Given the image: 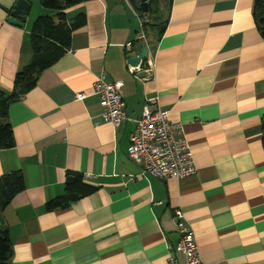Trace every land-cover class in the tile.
Here are the masks:
<instances>
[{"label":"crops","instance_id":"1","mask_svg":"<svg viewBox=\"0 0 264 264\" xmlns=\"http://www.w3.org/2000/svg\"><path fill=\"white\" fill-rule=\"evenodd\" d=\"M13 1L0 0V90L30 61L35 18L28 15L47 12L26 0L30 12L18 27L7 22ZM252 6L154 0L142 13L129 0H84L65 9L69 21L83 13L84 24L7 109L14 144L0 148V176L19 171L24 182L0 211L11 264H162L178 240V220L195 234L204 264H264V39ZM141 43L143 69L131 74L127 59ZM102 71L122 82L128 120L118 127L103 119L93 94ZM79 91L82 100L74 98ZM144 104L167 110L178 125L193 174L143 176L128 158ZM68 171L97 189L48 210L46 201L64 193Z\"/></svg>","mask_w":264,"mask_h":264},{"label":"trees","instance_id":"2","mask_svg":"<svg viewBox=\"0 0 264 264\" xmlns=\"http://www.w3.org/2000/svg\"><path fill=\"white\" fill-rule=\"evenodd\" d=\"M84 0H38L40 5L53 11L52 14L37 16L29 31L31 47L30 61L16 71L9 90H0V148L13 146L12 129L7 121L9 104L18 100L31 89L39 72L51 65L68 49L71 33L85 22L83 13L71 21L66 18L65 9ZM252 14L257 30L264 39V0H253ZM261 144L264 150V113L260 123ZM24 188L22 174L13 171L0 176V211L11 198ZM97 186L87 183L83 174L68 171L64 179V193L46 201L45 207L52 210L66 207L69 203L95 191ZM12 247L5 226L0 219V264H11Z\"/></svg>","mask_w":264,"mask_h":264},{"label":"built area","instance_id":"3","mask_svg":"<svg viewBox=\"0 0 264 264\" xmlns=\"http://www.w3.org/2000/svg\"><path fill=\"white\" fill-rule=\"evenodd\" d=\"M129 48L131 45H125ZM131 74L142 68L141 64L127 66ZM151 73L149 66L144 69ZM122 82L107 80L103 71L97 75L93 84V94L98 97L101 108L100 115L113 127H118L128 120L121 94ZM85 93L76 92L74 98L82 100ZM154 101V99H149ZM156 104V102H154ZM150 108L144 104L139 117L134 119L135 127L129 137L128 158L140 168V175L155 177L160 180L168 178L180 179L193 174L196 170L193 163L192 150L187 140L178 137V125L171 123L168 111L157 107ZM178 240L175 245L168 246V253L162 264H204L199 256L196 236L182 221L176 222ZM176 253L182 255V262L176 259Z\"/></svg>","mask_w":264,"mask_h":264},{"label":"water","instance_id":"4","mask_svg":"<svg viewBox=\"0 0 264 264\" xmlns=\"http://www.w3.org/2000/svg\"><path fill=\"white\" fill-rule=\"evenodd\" d=\"M153 1L154 0H129L131 5L136 6L142 13L151 12V3ZM7 11V22L18 27H23V20L29 12V3L26 0H14L7 8ZM140 46L141 48L139 52H137L133 56L128 57L127 63H129L130 65L141 64L143 58L146 57L147 50L145 45L141 43Z\"/></svg>","mask_w":264,"mask_h":264},{"label":"rangeland","instance_id":"5","mask_svg":"<svg viewBox=\"0 0 264 264\" xmlns=\"http://www.w3.org/2000/svg\"><path fill=\"white\" fill-rule=\"evenodd\" d=\"M46 9V8H45ZM44 11H47V12H45V13H36V15H35V17H34V12H31L29 15H28V18H36V16H38V14H40V15H44V14H52L53 13V11L52 10H50V9H46V10H44ZM30 12V11H29ZM34 20V19H33ZM33 20H32V22H33ZM31 23V21H27V24H30ZM140 33H141V29H140ZM141 35H142V33H141Z\"/></svg>","mask_w":264,"mask_h":264}]
</instances>
